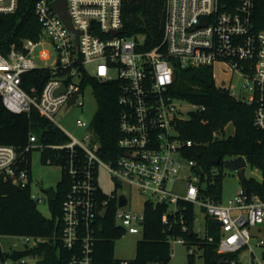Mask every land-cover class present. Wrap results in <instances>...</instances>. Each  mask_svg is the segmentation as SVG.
<instances>
[{"label":"built area","instance_id":"2783aa9c","mask_svg":"<svg viewBox=\"0 0 264 264\" xmlns=\"http://www.w3.org/2000/svg\"><path fill=\"white\" fill-rule=\"evenodd\" d=\"M55 1L35 3L34 13L43 32L37 40L27 38L21 45L13 44L7 53L0 51V95L6 108L29 114L36 110L55 123L54 117L62 108L84 106L80 97L84 94L86 77L120 82L116 150H104L92 122L85 121L79 122L88 128L84 140L74 138L59 126L69 140L50 145L67 153L63 168L70 179V190L63 202L61 238L64 246L73 251L70 264L93 263L98 232L102 229L99 219L106 218L100 216V211L109 209L114 197L116 225L126 233L143 234L145 207L143 211L127 209L130 200L125 193L127 203L121 206L122 194H109L101 186L103 171L116 186L127 185L149 194L146 202L169 204L173 214L179 210L180 200L202 207L205 215L219 224L218 252L237 256L228 258L227 264H263L255 248L264 246V237L256 236L252 228L264 226V195L242 187L227 205L201 196V177L205 173H198L197 161L184 155L194 141L181 137L179 125L186 118L170 93L178 69L212 67L217 83L214 67L224 64L225 71L243 77L247 94L239 99L255 107V125L264 131V28H258L254 20L258 0H168L164 51L160 47L143 50V37L123 34V0H66L69 17L78 33L76 47L74 33L52 7ZM18 6L19 0H0V14L15 13ZM48 43L56 50L52 63ZM41 68L50 71V77L39 93L31 94L22 86L24 77ZM64 84L65 91L59 92ZM218 85L230 90L225 84ZM75 95V103L69 106ZM195 106L196 110L205 109ZM30 141L35 142L36 136L30 137ZM36 146L41 145L31 144L26 150ZM20 162V153L14 146L0 144V177L25 186L29 173ZM184 162L195 170V179L200 182L191 180L182 196L169 186L179 179ZM263 181L264 178L260 182ZM32 198L43 200L33 192ZM163 221L168 223L167 213ZM183 230L188 227L184 225ZM198 235L205 236L200 232ZM24 239L28 246L30 241L36 246L43 240L31 236ZM208 239L216 241L212 235ZM173 240L187 242L182 236ZM29 259L9 257L0 264L35 263V259L32 262ZM121 262L130 264V260Z\"/></svg>","mask_w":264,"mask_h":264},{"label":"trees","instance_id":"16d2710c","mask_svg":"<svg viewBox=\"0 0 264 264\" xmlns=\"http://www.w3.org/2000/svg\"><path fill=\"white\" fill-rule=\"evenodd\" d=\"M37 0H19L15 13L0 14V51L7 53L13 44L21 45L27 38L37 40L42 32V24L34 13ZM168 0H123L122 32L127 36L144 38L143 50L160 47L164 39L167 19ZM254 20L258 28H264V0H258ZM212 67L178 69L170 93L178 99L187 100L193 105L204 106L196 110L181 122V137L194 141L193 146L184 151L187 158L195 159L205 175L201 177V196L222 201L223 173L219 166L224 160L245 156L254 167L264 174V131L254 122L255 107L238 98L230 90L216 83ZM50 77L47 69H37L27 73L22 86L31 93H39ZM91 84L98 101V111L92 126L99 134L104 150H116L119 137V116L121 112L118 97L120 82H102L88 76L83 86ZM233 123L235 132L226 136L227 126ZM36 136L31 142L30 137ZM68 135L55 123L33 110L16 113L6 108L0 95V144L14 146L20 153V165L27 169L29 180L25 186L14 184L0 177V235L31 236L42 238L36 246H26L23 250L4 251L0 244V262L6 258L34 257V264H70L73 251L67 249L62 241L63 202L70 187V179L63 168L62 179L57 185L56 197L50 200L51 217L45 216L38 207V201L32 198V150H26L31 144L59 145L68 142ZM105 158L109 156L104 153ZM221 162L215 164V159ZM67 153L62 151L61 163L65 166ZM217 171L214 172V169ZM243 187L254 189L264 195V181L243 178ZM103 194V197L108 198ZM179 210L175 214L167 203H145V224L143 237L138 241L136 256L130 264H169L172 258V241L182 236L192 246L203 249L204 264H227L228 256L217 250L219 224L207 217L206 235L199 237L195 230L197 219L196 205L180 200ZM105 219H99V229L92 264H122L115 257V241L126 234L124 228L116 225V199L108 206ZM168 215V223L163 221ZM188 227L187 231L183 226ZM216 241L210 242L208 237ZM196 250L190 253V264H194ZM226 258L222 262V260Z\"/></svg>","mask_w":264,"mask_h":264},{"label":"rangeland","instance_id":"374dc122","mask_svg":"<svg viewBox=\"0 0 264 264\" xmlns=\"http://www.w3.org/2000/svg\"><path fill=\"white\" fill-rule=\"evenodd\" d=\"M46 48L51 52L52 59L49 63H52L56 58V50L50 43L46 45ZM37 61L41 64L40 60ZM92 69V66H89ZM226 66L218 63L214 67V72L218 84H225L230 88L232 94L236 98H243L247 94V90L244 87V79L240 73H233L231 71H225ZM112 74L116 75V71H112ZM84 94L81 95L80 100L85 104L84 106L73 105L70 108H62L54 117L55 123L63 128L69 135L77 138L78 140H84L88 133V128L81 126L80 121H85L90 124L97 111L98 101L94 92V88L91 84L84 86ZM176 102L183 111V116L187 118L192 111H195L197 106L193 105L187 100L176 98ZM235 132V125L230 123L226 128V136H231ZM62 150L52 148L50 146H36L32 150V192L39 197H42V201H38V207L40 211L47 217H51L50 199L48 193L45 191L47 188H57L58 183L62 179L63 165L61 163ZM219 171L223 173V195L222 201L224 204H229L231 198H234L243 187V177L239 170H232L226 165L219 166ZM192 176V178H189ZM197 173L191 168L188 162H184L183 170L180 173L179 179L171 184L170 189L178 192L184 196L187 193L190 181L193 180L197 183L200 180L197 178ZM246 179H255L262 181L264 178L263 172L254 167L250 162L245 166ZM100 183L107 193L119 196L120 194H126L129 197V204L127 209L135 211H143L145 202L150 198L149 194L140 193V191L130 188L127 185L116 186L111 180L109 174L106 171L101 173ZM197 219L195 221V230L206 235V221L207 217L202 207L196 206ZM252 232L256 236L262 235L264 237V226L259 225L253 227ZM142 233H129L115 241V257L121 260H132L136 256V247L138 241L142 239ZM256 244V240H253ZM0 244L4 251L23 250L28 246L23 236L16 235H0ZM172 258L169 264H190L191 249L196 250L194 257V264H204L203 249L199 246H192L189 243H182L176 240L172 241ZM29 246H32V241L29 242ZM255 252L259 261L264 264V246H256ZM30 257V256H29ZM31 262L34 261V257H30Z\"/></svg>","mask_w":264,"mask_h":264},{"label":"water","instance_id":"95a60500","mask_svg":"<svg viewBox=\"0 0 264 264\" xmlns=\"http://www.w3.org/2000/svg\"><path fill=\"white\" fill-rule=\"evenodd\" d=\"M53 9L61 16V18L65 21V23L67 24V26L70 28L71 32L74 33V38H75V44L76 47L78 46V33L77 31L74 29L71 19L69 17V13H68V8H67V2L66 0H56L55 2H53L52 4ZM117 33V32H116ZM66 86L65 84L61 87V89L59 90V92L65 91ZM77 98V95H75L70 103L69 106L75 103V100ZM215 164H219L221 162L220 158H216L215 159ZM224 165H226L228 168L232 169V170H239L241 173V176L243 178L245 177V166L247 165V159L245 156H237V157H233V158H229L227 160H224L223 162ZM197 172L200 173L201 175L203 174V170L200 166H198L196 168ZM45 191L48 193L49 195V199L53 200L56 197V190L54 188H47L45 189ZM127 203V197L125 196V194L120 195V205L121 206H125V204ZM107 211L108 209L105 208L103 210L100 211V216L102 218H105L107 215ZM223 262V260H222Z\"/></svg>","mask_w":264,"mask_h":264}]
</instances>
